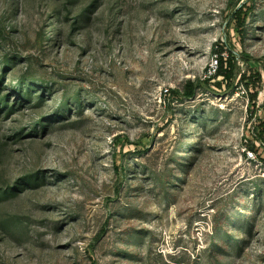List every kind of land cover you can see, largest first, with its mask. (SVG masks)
<instances>
[{
	"label": "rangeland",
	"instance_id": "obj_1",
	"mask_svg": "<svg viewBox=\"0 0 264 264\" xmlns=\"http://www.w3.org/2000/svg\"><path fill=\"white\" fill-rule=\"evenodd\" d=\"M262 117L264 0H0V264H264Z\"/></svg>",
	"mask_w": 264,
	"mask_h": 264
},
{
	"label": "trees",
	"instance_id": "obj_2",
	"mask_svg": "<svg viewBox=\"0 0 264 264\" xmlns=\"http://www.w3.org/2000/svg\"><path fill=\"white\" fill-rule=\"evenodd\" d=\"M234 12H236V16L234 17L235 23L239 22L242 27V15L246 14L247 11H245L244 8H235ZM247 31L243 32L242 35H245ZM218 60V68L215 74V77L213 79H221L218 81V86L220 88L226 87L227 89H233L238 81V75L236 73V70L238 69V63H237V55H234L232 52H230V56L227 60H224L222 56H217ZM245 60L250 61V59L245 58ZM203 84V82L197 81L196 83L188 82V84L185 87V91L183 94H180L178 91H172L173 94H178V96H182L187 99H191L195 96V90L200 85ZM260 124L254 128V132L252 133V139L255 141H261L264 143V117L259 119ZM253 142V141H252ZM251 150L258 151L255 147H252ZM122 180L124 179L125 175L124 172L121 170L120 172ZM93 264H97L95 261H93Z\"/></svg>",
	"mask_w": 264,
	"mask_h": 264
},
{
	"label": "built area",
	"instance_id": "obj_3",
	"mask_svg": "<svg viewBox=\"0 0 264 264\" xmlns=\"http://www.w3.org/2000/svg\"><path fill=\"white\" fill-rule=\"evenodd\" d=\"M217 68H218V60L216 58L210 64V67H209L208 71H209V73H212V72L216 73ZM253 142H255V146H256L255 148H257V150H258V148L264 149V143L263 142H261V141H255V140ZM257 152H259V151H255V150H251V149L245 150L247 161H249V162H253V161L256 162L258 160Z\"/></svg>",
	"mask_w": 264,
	"mask_h": 264
}]
</instances>
